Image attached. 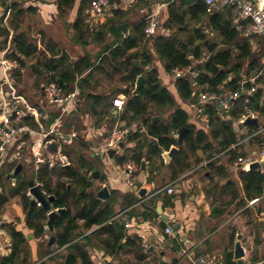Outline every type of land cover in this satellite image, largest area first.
Listing matches in <instances>:
<instances>
[{"label": "trees", "instance_id": "1", "mask_svg": "<svg viewBox=\"0 0 264 264\" xmlns=\"http://www.w3.org/2000/svg\"><path fill=\"white\" fill-rule=\"evenodd\" d=\"M93 1L95 0L81 1L77 19L73 23V28L80 35V39L84 35L86 38L94 36L85 27L84 15ZM113 2L115 0H111V3ZM163 2L168 5V17L162 22V27L169 30L170 35H157L151 41L152 47L159 60L164 63L168 74L176 69L188 68L197 74L194 79L187 76L179 78L176 82L177 91L183 100L195 101L193 93L196 87L200 88L199 93L204 94H220L223 93V89L235 91L241 87L247 91L254 87L250 77L252 74L256 77L262 73L264 50L254 52L249 41L253 37L248 40L240 35L235 23L237 17L235 10H238L235 6H228L216 13L208 14L204 0H163ZM75 4L76 0H58L59 14L65 16ZM6 9L8 10V7ZM12 12L13 16L14 12L18 16L24 14L17 5H13ZM124 17L125 14L121 11H115V16L103 26L99 33H95V39H99L98 35H102L105 29H109L115 39L99 54V64L93 63L89 58L74 63L70 62L65 55L56 58L60 56L58 49L54 44L49 43L48 50L51 57L49 60L46 57L42 62L38 61V64L43 66V71L39 69V65L34 67L38 77H44V73L52 74L51 79L55 82L61 80L64 88L78 82L81 92L91 81L95 71L106 72L110 67L117 74H121L122 81L129 86L116 91V94H123L127 98L120 122H125L126 127L129 128L127 141L135 142L136 146L124 149V154L116 157L115 161L118 165L134 162L141 168L143 161L146 160L155 169L156 166L165 163L162 154L178 148V153L167 166L176 177L191 168L190 159L195 157L198 151L203 149L209 152V157L212 158L217 147L227 150L238 143L231 120L238 122L247 112L264 115L262 88L256 89L252 95L244 93L239 99L238 106L235 105L229 113H225L224 119L220 116L219 105H206L205 112L209 116L211 126L210 134L217 144V147H214L203 131H198L195 126L189 124L188 113L177 105L172 93L162 85L157 70L149 67L153 65V57L144 45L150 41L144 34L145 21L140 22L126 36L118 31V26L124 21ZM11 18L9 22L14 30L12 42L14 52L9 57L16 59L24 67L25 61L17 53L26 59L31 58L38 52L37 45L32 43L24 33H18L19 25H14V20ZM211 33L213 37L210 36ZM0 37L2 51L7 47L10 37L7 27L0 25ZM196 62H198L197 65H195ZM88 70H90L88 75L83 77ZM141 76L145 77V83L135 95L136 83ZM261 83H263V76L255 79L256 85ZM88 100L91 103V110L98 112L101 109L100 115L104 116L105 107L102 106L105 98L98 94H89ZM111 108L109 106L108 110ZM165 110L172 111L168 122H154V113L159 115ZM132 125L136 126L135 130L130 129ZM182 128H187V132L183 146L178 147V141L174 135ZM149 138L154 141H150ZM260 142L264 144V138ZM83 145L79 143V146ZM69 151L70 149L65 147L64 155L71 157ZM229 154L233 158L237 157L235 151H230ZM75 158L77 168L67 169L61 166L50 168L48 164H42L35 175L37 183L42 185L46 196L55 197L52 208L66 209L65 214L55 223L56 247L45 252V255L53 259L52 253L56 248L66 247L68 255L65 264H93L87 251L88 246L96 244L104 248L108 255L115 256L129 247L132 240L127 236L124 224L114 219L115 197L112 196L103 203L95 197L93 192H82L83 189L87 191L92 189L93 183L89 181L88 174L96 168L91 166L82 154H78ZM207 167L221 171L213 162H210ZM241 179L246 196L238 205L244 208L247 201L264 196V173L255 170L248 173L242 172ZM227 185L228 188H225V192L222 191L215 201H220L219 206H214V213L217 215L224 214L223 207L230 204L223 200V197L228 195L226 192L228 189L232 190L231 201L240 200L235 185L233 183ZM28 191V180L19 177L17 187L11 190V196L21 197L27 227L34 232L36 238L42 239L46 233L48 212L42 206H31V200L27 196ZM138 200L135 195L128 194L123 199V205L130 207ZM8 201L9 198L0 193V211ZM80 222L83 224L81 225ZM2 227L10 233L13 246L11 254L3 258L0 264H17L23 246L27 242L26 238L12 225L3 224ZM93 229H95L93 232L82 237L85 232ZM39 264H45V262L42 261ZM228 264L236 263L230 260Z\"/></svg>", "mask_w": 264, "mask_h": 264}, {"label": "crops", "instance_id": "2", "mask_svg": "<svg viewBox=\"0 0 264 264\" xmlns=\"http://www.w3.org/2000/svg\"><path fill=\"white\" fill-rule=\"evenodd\" d=\"M81 1L82 0H76L74 8L68 10L65 16H61L58 12V0H36L38 4L37 6L23 4L22 2H19L17 0H0V23L3 19V22L0 25L1 27L8 28L10 32L9 39H13L14 30L10 26L9 22L12 16L14 25H19L18 33H24L32 43L37 45L38 51L39 49H43L42 45H44L45 49L43 50L45 52H48L49 54L48 44L52 43L56 46V48L58 49V53L60 54V56L56 58L61 57V55H65L72 63L81 61L85 58H89L93 63L96 62L97 64H99V54L106 48V46L113 43L115 39L109 32V29H105L102 35H98L99 39H95V33H99L103 26L115 16V11H121L123 14H125L124 21L118 26V31L120 26L127 25L126 33L119 31L126 36L130 34L135 26H137L140 22L145 21L148 15L153 12H158L160 29L154 37L149 39L150 41L148 43L144 44L145 46H147L146 48L148 49V51H150L153 57V65L149 67L151 69L157 70L162 85L172 93L177 105L188 113L189 124L195 126L198 131H203L209 137V142L214 145V147H217L216 142H214L215 140H213L210 134L211 126L209 116L205 112L206 105L215 103L202 101L201 95L204 93H199V87L195 88V93L197 94V96H195L196 94L193 93L195 101L183 100L176 88V82L178 81V79H174L172 73L168 74L166 72L164 63L159 60L152 47L151 41L157 35H170V31L165 30L162 27V22L168 17V5L165 4L163 0H115V2L111 3V7L106 11L104 17L100 18L99 20L91 17L89 13V6L84 14L85 27L94 36L86 38L84 35V37L80 39V35L73 28V23L77 19ZM3 3H5L6 6L3 5ZM13 5H17L18 9L24 11V14L18 16L16 15V12H14L13 16ZM133 5H135V8L133 7ZM7 7L8 10L6 9ZM235 11L237 14L235 23L238 27V30L240 31V28H242L246 23L240 19L238 10ZM29 13H39V15L48 25H51V23L53 22L52 20H54V18H57L58 16L65 19L69 15V13L71 15H74L73 19L66 20L65 26L67 28V31L69 32L68 37L70 38V45L73 48L80 49L82 53L79 56L70 57L68 51L62 49L56 41H46V38L44 36L43 39H40L39 41H37V39L30 38L29 34H27L22 29L23 20ZM138 14L146 15L145 18L136 21L135 17H137ZM240 35H242L241 32ZM210 36L213 37V33H211ZM252 37V40L251 38L250 40L248 38L245 39L251 41L250 43L252 44L253 51L258 53L261 50H264V39L257 36ZM1 39L2 38L0 37V41ZM93 45H97L98 48L95 54H92V52H90V47H92ZM13 49L14 45H12V51ZM37 53L35 54V56L37 55ZM17 55L25 61L26 58L19 55L18 53ZM35 56L31 58H34ZM46 57L49 60L51 55L49 54ZM46 57H44V59ZM42 61L39 60V62ZM197 64L198 62L195 63V65ZM262 64L264 65V57L262 58ZM38 65L39 64L37 62V66ZM25 67L26 66L22 67L20 65V69L16 70L13 73V84L15 85L18 93L24 96L32 105H38L41 106L42 109H44L43 106L37 101L40 97L44 98V87L51 82H55V80L51 79L47 84L42 85L38 92V95H36L35 100H29L27 96L21 92V87L19 85L20 81L22 82L24 74H26ZM34 67L35 65L32 66L31 75H34L35 73ZM108 68L109 70H107L106 72L95 71L91 77V81L86 84L85 88H83V92H81V90L79 89L78 82H76L75 85L64 88V84L61 80L56 81L58 85L59 81L62 82V86H59L65 92H71L76 87L80 91L79 100L74 104V112L68 116L65 123L63 124L64 140L61 142V146L63 148L62 153L65 147H68L70 149L69 153L71 157L64 155L63 153V155L67 157L70 165L66 167L57 165L56 167L61 166L67 169L77 168V159L75 157L78 156V154H82L88 161V163L96 168L94 171L98 170L101 173L100 179L91 181L93 183L92 192L94 193L95 197L98 198L97 194L100 189H102L104 186L108 187L111 194L109 199H111L112 196L116 199L114 219L115 217L119 216L118 219L115 220L120 221V223L124 224L125 227V220H122L124 216H121L120 214L128 210L125 217L133 224L132 227L128 229H126L125 227V232L127 236L131 237L132 244L115 256L108 255L104 248H100L96 246V244L88 246L87 251L93 264H99L101 260H106L107 258L111 260V264H198V259L203 256L213 258L215 260V264H228L230 263V260L231 262L238 264V262L234 258V251L239 235H241V244L244 246L245 251L243 264H264V196L262 198H256L258 199V201L253 205H251L250 202L255 199L247 201L245 203L246 207L244 208L238 205L239 202H242L246 196L244 185L241 179V174L242 172L248 173L252 170L250 169L251 165L247 168H244L242 165H238V159L244 157L241 156L236 159V162H234L235 157L233 158L232 155L229 154L230 151H235L237 153L238 149H240L245 144L254 143L253 141L255 140H258L260 142V140L264 138V115H260L259 113L247 112L238 122H234L233 120H231L232 122L230 121V123L233 124L234 132L236 133L238 138V143L231 146L227 150L217 147L215 155L212 158L209 157V152H205L203 149L198 151L195 157H191V168L185 173L174 177L173 171L167 167L174 156L171 158L168 164H166V159L164 158V155L166 153H170L169 151L165 152V154H162V157L165 160L164 165H158L155 167V169H153L152 165L149 162H146V160H144L146 162L145 170L142 169L143 164L141 168L136 164L138 166V171L135 174V179L133 180L134 183L130 184L128 178L123 174V168L125 164L118 165L115 159L117 156L124 154V149L134 148L136 146V143L128 142L126 139L124 141L125 148L123 150L119 148L117 156H115L113 159L109 158L107 153H104L100 150V144L102 142L104 143L105 138L116 127L119 126L127 128L125 122H120L124 107L122 111H118L113 106V100L117 97L124 99L125 103L127 101L125 95L116 94V91H120L122 87H116L112 90L111 93L109 92L107 94L104 91L100 90L101 85L100 83H98L97 78L101 77L102 79L105 78L112 80L117 75L121 76V74H117L112 68ZM39 69L43 71V66L41 64L39 65ZM188 69L189 72L184 77L189 76V78L194 79L197 74L194 73L190 68ZM89 71L90 70H88L83 75V77L87 76ZM44 75V79L48 78V76L52 77V74L44 73ZM254 75L255 74H252L250 77V82L254 86L253 88H262L264 90V76L262 75V73L258 74L256 77H254ZM262 76L263 83L256 85L255 79ZM17 79L19 81H16ZM124 84L127 85L126 83ZM127 86H129V84ZM228 90L229 89H223L222 92L225 93ZM245 93L246 95H252L255 92L252 93L249 89L245 91ZM89 94H98L105 98L102 106L105 107L103 111L105 113L104 116L100 115L101 109H99L98 112L97 110H91V103L88 100ZM238 104L239 100L235 105L238 106ZM45 105H47V102H45ZM107 105L108 107L111 106L112 108L108 110V107H106ZM81 106L82 109H80ZM219 109L221 113L220 116L224 119L225 113L229 112L222 109L220 106ZM43 112L44 111H42V113ZM75 113H77L79 116V119L76 120L82 123L84 127L83 133L82 135H78L79 137L75 133V130L73 132L71 130L73 126L72 122H75ZM171 113L172 111L169 110L162 111L161 114L159 113V115H155L154 113L153 121L156 123H160L161 121L166 123L168 122ZM249 113L254 114V116L250 117L258 119V126L254 124H250L247 127L243 126L242 123L248 118L247 117L245 119L244 117ZM48 114L49 119L45 120L46 125L42 123L46 129H49L52 126L55 118L57 117V114ZM24 123L37 131L35 127L38 125L33 120V118H26L24 120ZM50 123L51 125L49 126ZM130 129L135 130L136 126L132 125ZM260 130H263V132L257 134ZM243 131L245 132L242 133ZM174 137L178 141V132L174 135ZM258 137L259 139H257ZM34 139V136L25 134L23 137L25 145L23 146V153L20 160L11 165L5 164L3 166L11 170L9 176H7L9 179L11 190L12 188L17 187L18 178H22L24 169H29L28 166L33 164L35 165L34 173L32 176L33 179L28 180V185L29 181L31 180H34L36 182V185H40L37 183L35 175L42 164L37 163V161L33 162L31 160V157H33L31 146ZM149 139L150 141H154L152 140V138ZM96 142L99 143L98 145L100 146L99 148L97 147V153H89L88 156H86L84 153L85 148H90L91 145L95 144ZM79 143H83L84 145L79 146ZM262 145L264 147V144ZM79 148L80 151H78ZM26 150L27 154L24 155ZM256 155L257 152L255 151L253 152L254 157L251 154L249 157L245 158H249L253 161L262 163L261 169H264V152L260 153L259 158H256ZM210 162L216 163V167L221 169V171L208 168L207 166ZM19 164L23 166V169L20 175H18L16 178H13L12 174ZM233 166L239 171L233 170ZM261 169L255 171H261ZM94 171L88 174V178ZM22 179L24 180L25 178ZM138 182L142 183L141 188H145L147 190V194L144 197L139 196L140 189L136 187V183ZM228 183H233L235 185L240 200L231 201L232 190L228 189L229 191H226L228 195H225L223 197V200L226 203L230 204L227 207H223L224 214L217 215L214 213V206H219L220 201H215L217 197H219V194L222 191L225 192V190L228 188ZM40 186L42 187V185ZM172 186L174 187L175 192L173 194H168L167 190ZM11 190H9V193L7 195L0 188V193H3L6 197L9 198V201L2 207L0 211V261L3 258L8 257L12 252V237L8 230L2 227L3 224H8L15 227L17 231L23 233L27 241L23 246V251L20 259L17 261V264H39L42 261H44L45 264H65L66 256L68 255V250L66 249V247L61 249L56 248V250L52 253L53 259H49V256L45 255V252L55 249L56 247V243L53 247H50L48 245V242L51 238V233L49 232L50 238L48 241L43 240V238H36L34 236V232L27 227L26 213L22 200H20L21 197L11 196ZM86 192H89V190L87 191L85 189V192L83 193ZM29 193L30 192L28 191L27 196L32 201L33 196H30ZM44 194L46 195L45 192ZM128 194L135 195L139 199L135 205L130 207L123 205V199ZM109 199L99 200L105 203ZM16 201H19L20 203H17ZM160 209H162V213L165 215L169 212H172L176 215L177 220L175 222L180 225L177 232H174V230L172 229L173 234H166L165 229L168 225L162 220ZM53 210L56 211L58 209ZM145 216H147V218ZM80 224L82 225L83 222H80ZM95 229L88 232L84 231L85 233L82 237L90 234ZM146 241H148L152 245V250L149 254H145L143 248V244ZM44 242L47 244H45Z\"/></svg>", "mask_w": 264, "mask_h": 264}, {"label": "built area", "instance_id": "3", "mask_svg": "<svg viewBox=\"0 0 264 264\" xmlns=\"http://www.w3.org/2000/svg\"><path fill=\"white\" fill-rule=\"evenodd\" d=\"M23 4H29L37 6L36 0H17ZM206 4V10L208 14H213L220 11L223 7L235 6L239 11V17L246 24L240 28L242 37L250 38L257 36L264 39V1L263 0H204ZM111 7V0H95L90 6L89 13L92 18L99 20L103 18L106 11ZM10 13V12H9ZM8 13V14H9ZM160 29V20L158 12H153L145 20L144 34L146 39L154 37ZM13 39H9L7 47L0 51V167L5 164H13L19 161L23 153V146L25 141L23 137L25 134H30L35 137L33 140L31 150L35 157H37V163L48 164L50 168L57 165L69 166L70 163L66 156L62 153L61 142L64 140V134L60 133L58 127L60 126L63 117L70 115L74 112V104L78 102L80 97V91L76 87L71 92H65L56 82H51L44 87V99L49 105L60 104L63 105V111L61 114H57L54 123L49 129H46L41 122V112L43 109L41 106L32 105L24 96L20 95L13 84L12 75L20 69L18 61L9 57L12 51ZM189 69H176L172 72L174 79H179L188 74ZM255 88L251 89V92H255ZM245 93L243 87L235 91L228 90L223 94L219 93H205L201 95V100L205 102H213L219 105L226 111H231L236 102ZM125 105L124 99L117 97L113 100V106L122 111ZM254 116L253 113H249L244 118ZM26 118H33V120L39 126V130L35 131L29 125L24 123ZM44 120L49 119V115L43 116ZM129 129L123 127H116L104 140L101 147V151L107 153L111 149H119V144L124 142L129 135ZM263 132L260 130L257 134ZM56 143L58 145V151L53 153L49 150V145ZM254 162L249 158H239L238 165H242L244 168L252 165ZM138 166L133 162H128L124 165L123 172H126V177L130 184H133V180ZM264 173V169H261ZM168 194L175 192L174 187H170L167 190ZM31 196V194L29 193ZM258 199L250 202L251 205L256 203ZM38 206H41L38 204ZM127 211L122 212L120 215L124 216L122 220H125L126 229L132 227V223L126 219ZM169 221H176V215L172 212L166 213ZM119 216L115 217L118 219ZM45 235L43 240L48 241L49 230L45 225ZM166 234H173L171 226H167L165 229ZM145 254H149L152 250V245L146 241L143 244ZM99 264H111L110 259L101 260ZM198 264H215V260L211 257H201L198 259Z\"/></svg>", "mask_w": 264, "mask_h": 264}, {"label": "rangeland", "instance_id": "4", "mask_svg": "<svg viewBox=\"0 0 264 264\" xmlns=\"http://www.w3.org/2000/svg\"><path fill=\"white\" fill-rule=\"evenodd\" d=\"M136 5V4H135ZM135 5H133V7L135 8ZM146 14H138L136 18L137 20H140L142 18H145ZM74 18V15H71L69 13V15L63 19L60 16H58L57 18H54V20H52L53 22L51 23V25H48L45 23L44 19L39 15V13H29L25 19L23 20L22 23V29L29 34L30 38L32 39H37V41H39L40 39H43V36L46 38L45 40H52V41H56L57 44L62 48L68 51V54L71 56H79L82 52L80 49L77 48H73L70 45V41H69V32L67 31V28L65 26V22L66 20H71ZM57 37V38H56ZM43 49H45V46L42 45ZM147 47V46H146ZM149 47V46H148ZM43 49H39L37 55L34 58L31 59H25V72L26 74H24V77L22 79V82L20 81L19 85H20V90L22 93H24L27 98L30 99H34L36 98V95H38V92L41 88L42 85L47 84L50 80H51V76H48V78L44 77H38L35 73L34 75H31V69L33 65H37V62L40 60L42 61L44 59V57L48 56V52H45ZM98 50L97 45H93L92 47H90V52H92V54H95V52ZM262 75L264 76V65L262 68ZM98 79V83H100L101 85V91H104L106 94L107 93H111L113 89H115L116 87H122V89H124L125 87H127V85H125L122 82V78L121 76H115L114 79H105V78H97ZM0 80H1V73H0ZM16 81H19L18 79ZM39 104H41L43 106V113L41 112V122L46 125L45 120L43 119L44 115H49L48 113H53V114H61L63 111V105L60 104H54V105H45V99L40 97L37 101ZM82 109V106L81 108ZM168 113V112H166ZM68 118V115H65L63 117V120L60 124V126L58 127V130L60 133H63V124L65 123L66 119ZM76 119H79V116L77 113H75L74 115V120L75 122L73 123L72 126V132L75 130V133L78 135H82L84 127L82 125V123H80L79 121H77ZM264 122V119H263ZM236 124V123H235ZM35 129L38 131L40 128L39 126H36ZM66 132V131H65ZM245 131H243L242 133H244ZM241 134V132H240ZM79 137V136H78ZM254 143H248L245 144L244 146H242L240 149H238L237 151V157L235 158L234 162H236L238 159V157H249L251 154L253 156V152H257L256 158L260 157V153L264 152V147L262 145V143H260L258 140L253 141ZM99 143H95L93 145H91V147H87L84 150V153L86 156H88L89 153H97V149L102 145L103 142L100 144V146L98 145ZM98 147V148H97ZM101 150V149H100ZM99 150V151H100ZM77 151V148H76ZM78 151H80V148L78 149ZM27 154V150L25 151V154ZM73 154V153H71ZM254 157V156H253ZM31 160L37 161V157H35L33 155V157H31ZM73 162V161H72ZM264 164V163H263ZM29 169L25 168L23 173H22V178H25L27 180L33 179V173H34V167L35 165H30L28 166ZM102 168V167H101ZM233 170H237L234 168L233 166ZM239 171V170H237ZM11 172L10 169H7L6 167L1 168L0 167V188L1 190L4 191L5 194L8 195L9 190H11L10 188V183H9V179L7 176H9V173ZM135 179V177H134ZM95 181V180H94ZM92 192V189L89 190V193ZM10 195H11V191H10ZM9 195V196H10ZM21 200V198H20ZM17 203H20L19 201H16ZM45 240V239H44Z\"/></svg>", "mask_w": 264, "mask_h": 264}, {"label": "water", "instance_id": "5", "mask_svg": "<svg viewBox=\"0 0 264 264\" xmlns=\"http://www.w3.org/2000/svg\"><path fill=\"white\" fill-rule=\"evenodd\" d=\"M119 31L126 33L127 32V25H123L119 27ZM145 83V77L141 76L139 77L136 85V91L135 95L138 94V92L141 90V88L144 86ZM59 85L62 86V82L59 81ZM232 122V121H231ZM244 127H247L250 124L254 125H259L258 119L253 118V117H248L243 123ZM187 129L182 128L178 131V146H183L185 136H186ZM120 149L125 148V142H121L119 144ZM49 150L53 153H56L58 151V145L56 143H52L49 145ZM178 153V149L174 148L170 151V153H166L164 155V158L166 159V164H168L173 156H175ZM118 154V149H111L107 152V155L109 158L113 159L115 156ZM264 162V161H263ZM143 170L146 169L145 165L146 162L143 161ZM262 168V163L260 162H255L250 166L251 170H260ZM23 169V166L19 164L14 173L12 174L13 178H16L18 175H20L21 171ZM124 176H126V172L123 173ZM11 177V175H10ZM101 173L100 171L96 170L94 171L90 176H89V181H94L97 179H100ZM15 181V180H14ZM136 187L140 189L139 191V196L144 197L147 194V190L142 187V183L138 182L136 183ZM29 192L33 196V200L31 201L32 206H37L40 204L43 209H45L48 212V219L46 221V225L48 226V230L51 233V238L48 242V245L50 247H53L56 243V237H55V223L57 219L65 214L66 209H58V210H53L52 204L55 201L54 196H46L42 190V187L40 185H36V182L34 180L29 181ZM85 192V189L83 190ZM111 196L110 191L108 187L104 186L102 189L97 194V197L99 199L107 200ZM160 215L161 218L164 222L167 223L168 226H171L174 232H177L180 225L174 221H169L168 217L162 213V209H160ZM245 257V251H244V246L241 244V235L238 236V241L236 242L235 245V251H234V258L238 262V264H243V258Z\"/></svg>", "mask_w": 264, "mask_h": 264}]
</instances>
